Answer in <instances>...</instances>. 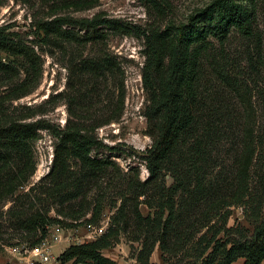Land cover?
Listing matches in <instances>:
<instances>
[{"label": "rangeland", "instance_id": "obj_1", "mask_svg": "<svg viewBox=\"0 0 264 264\" xmlns=\"http://www.w3.org/2000/svg\"><path fill=\"white\" fill-rule=\"evenodd\" d=\"M209 2L211 0H1L0 26L30 45L37 56L32 68L24 57L0 51L1 60L13 61L18 68L14 77L0 73V111L7 120H39L43 126L36 129L31 140L32 173L0 200V264H25L11 247L24 250L41 237L40 228L20 226L16 210L21 208L26 213L41 210L63 221L64 224H47L50 228H46L44 234L52 242L48 264H56L57 255L69 243L98 237L91 236V231L112 223L122 198L125 218L116 216L118 234L102 253L117 264H139L136 255L141 240L133 238L137 229L132 203L138 181L148 176L144 155L151 144L150 121L146 116L150 91L144 80L146 34L186 21L190 14ZM220 15L225 24L240 15L247 17L252 32L242 34L231 24L227 38L220 41L213 35L218 26L217 15L200 20L210 30L209 51L201 58L204 73L212 64L217 65L232 77L234 85L218 84L221 105L216 106L211 117L220 124V136L210 149L208 170L212 185L216 176L221 177L224 185L229 183L239 152L237 146L243 139L237 126L244 125L255 149L250 166L249 196L222 208L206 226H201L196 218L204 208L203 203L195 204L193 191L179 190L171 237L175 239L178 233L182 237L170 245L172 250L163 253V258L156 242L149 257L154 264H198L197 254L207 243L209 247L203 257L213 247L215 249L204 264H254L248 263L244 255L226 262L224 251L232 243L250 241L264 218V0H229L222 4ZM92 17L108 20L96 27L81 24L82 18ZM54 19L53 24L68 30L73 38L46 33L41 28L44 22L51 20L48 22L52 23ZM84 58H105L111 66L100 73L80 71L77 65ZM26 77L30 91L15 96L16 84ZM70 117L98 140L89 154L110 162L105 169L88 177L83 199L79 196L61 201L57 195H48L38 184L51 166L57 141L54 131L63 127ZM198 129L199 126L195 133ZM70 164L76 175L83 172L76 158H71ZM163 173L155 182L146 184V196H138V208L143 215L155 213V205L165 192L163 187L173 181L169 172ZM190 182L191 190L193 182ZM146 198L149 203L144 202ZM95 202H99L100 210L92 216ZM149 224L153 231L159 232L154 223ZM142 231L139 227V232ZM54 234L60 241H52ZM257 264H264V257Z\"/></svg>", "mask_w": 264, "mask_h": 264}, {"label": "trees", "instance_id": "obj_2", "mask_svg": "<svg viewBox=\"0 0 264 264\" xmlns=\"http://www.w3.org/2000/svg\"><path fill=\"white\" fill-rule=\"evenodd\" d=\"M228 1L211 0L190 14L186 21L146 34L147 62L144 67V80L150 91V104L146 116L150 121L148 134L151 137V144L146 148L144 155L148 176L143 181H138L136 185L138 189L135 188V200L132 203L137 229L133 238L141 240V247L136 255L139 264H154L149 261V257L156 242L163 258V253L172 250L173 247L170 245L182 237L179 236L180 233L175 239L171 237L174 232L172 223L176 218V197L179 190L191 193L193 191L195 204L203 203L204 208L196 218L201 226H206L222 208L242 202L249 196L250 166L255 149L248 139L247 128L245 129L244 125L237 126L243 139L237 146L239 152L235 156L229 183L224 185L221 177L216 176L212 185L211 171L208 170L209 163L211 165L210 149L220 136V124L211 117L216 106L221 105L218 84L223 83L228 87L234 85L232 77L217 65L212 64L209 71L204 73L201 58L209 51L207 44L210 30L200 20L213 14L217 15L218 26L213 35L220 41L227 38L231 24L242 34L252 32L251 22L242 15L226 24L221 21V6ZM55 20L52 23L48 22L51 20L44 22L41 28L46 33L73 38L68 30L62 29L60 25H54ZM107 20L92 17L82 18L80 21L83 26L96 27ZM0 51L15 57L22 56L32 68L35 66L37 55L34 49L24 41L11 36L3 26H0ZM77 66L80 71L100 73L104 69L108 70L111 63L105 58L100 60L84 58ZM0 73L14 77L18 73V68L13 61L0 59ZM211 85L216 88L211 89ZM15 89V96L30 91L31 86L27 77L23 82L16 84ZM5 118L3 111H0V200L11 194L32 173L34 160L31 140L36 129L43 126L39 120ZM198 126V133H195ZM54 134L57 141L53 148L51 166L38 187H43L48 195H57L61 201L79 196L83 199L86 195L88 177L105 169L110 161L89 154V149L98 143V140L71 117L66 120L63 127L55 129ZM71 158L79 161L83 172L76 175L70 164ZM163 171L169 172L173 181L163 187L165 192L163 198L155 205V213L152 216L143 215L138 208L140 202L138 196H146L144 189L146 184L162 177ZM190 181L193 182L191 190L188 188ZM144 202L149 203L147 198ZM124 205L125 200L122 198L112 216V223L107 225L104 233L92 240L69 243L56 257L59 264H66L68 261H72V264L80 261H86L88 264H117L114 259L104 255L102 249L109 247L113 243V237L118 234L119 228L115 218L117 215L124 217L122 215ZM99 207V202H95L92 216L99 213ZM15 212L21 227L40 228L41 237L46 232L47 224L52 222L64 224L63 221L41 210L26 213L20 208ZM149 223H154L159 232L153 231L154 228L152 229ZM139 227L143 228L142 232H139ZM208 247L207 243L197 254L200 260L198 264H204L214 252L215 247L203 257ZM224 253L226 262L244 255L248 263L257 264L264 257V218L256 226L250 241L232 243Z\"/></svg>", "mask_w": 264, "mask_h": 264}, {"label": "built area", "instance_id": "obj_3", "mask_svg": "<svg viewBox=\"0 0 264 264\" xmlns=\"http://www.w3.org/2000/svg\"><path fill=\"white\" fill-rule=\"evenodd\" d=\"M46 228H50V226L47 225ZM106 228L107 224L95 228V230L91 231V236L94 237V235H101L105 232ZM52 239L53 242L60 241L59 236L57 234H54L52 236ZM51 243L52 242H50L49 239L43 236L39 241L35 242L29 248H25L23 250L22 247L18 248V246H12L11 250L14 251L15 255H18L20 256V258H23V261L25 260V264H47L50 259Z\"/></svg>", "mask_w": 264, "mask_h": 264}, {"label": "crops", "instance_id": "obj_4", "mask_svg": "<svg viewBox=\"0 0 264 264\" xmlns=\"http://www.w3.org/2000/svg\"><path fill=\"white\" fill-rule=\"evenodd\" d=\"M55 242V241H54ZM64 249V248H63ZM20 264H22V263H20ZM48 264V263H47ZM56 264H59V262H58V260L56 261Z\"/></svg>", "mask_w": 264, "mask_h": 264}]
</instances>
